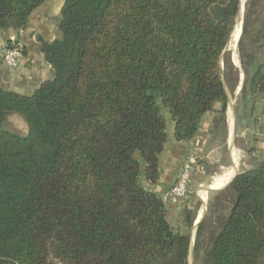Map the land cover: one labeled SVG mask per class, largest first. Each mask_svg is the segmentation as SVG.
I'll return each mask as SVG.
<instances>
[{
	"label": "trees",
	"instance_id": "trees-1",
	"mask_svg": "<svg viewBox=\"0 0 264 264\" xmlns=\"http://www.w3.org/2000/svg\"><path fill=\"white\" fill-rule=\"evenodd\" d=\"M47 1L0 0V29H25ZM239 6L64 1L59 37H38L53 80L30 96L0 88V264H189L196 214L181 210L176 231L164 201L140 184V159L156 183L168 139L160 102L179 142L218 103L225 123V84L240 74L225 52ZM238 54L236 109L249 117L264 95V0L246 2ZM212 195L196 230L198 264H264V160Z\"/></svg>",
	"mask_w": 264,
	"mask_h": 264
},
{
	"label": "crops",
	"instance_id": "crops-1",
	"mask_svg": "<svg viewBox=\"0 0 264 264\" xmlns=\"http://www.w3.org/2000/svg\"><path fill=\"white\" fill-rule=\"evenodd\" d=\"M64 1L49 0L44 3L32 13L26 28L21 31L0 29L1 89L30 96L44 82L53 80L54 71L45 59L38 37L46 42H53L59 37L57 19ZM12 37L23 49V57L13 66L4 60ZM243 83L244 76L241 74L236 87L229 89L227 86L225 123L220 121L222 104L218 103L214 110L203 116L196 137L189 142L176 140L171 114L161 108L168 139L159 157V179L156 183L146 180L145 163L140 159V184L164 200L170 225L178 222L179 213L186 208L195 212L197 225L204 216L206 220L209 199L214 198L212 194L226 189L241 167L249 169L264 160V95L257 97L252 114L243 117L242 112L238 113L236 109ZM188 165L193 166L188 193L184 197L166 199ZM230 170H233L232 176L226 184L217 185L216 180Z\"/></svg>",
	"mask_w": 264,
	"mask_h": 264
},
{
	"label": "built area",
	"instance_id": "built-area-1",
	"mask_svg": "<svg viewBox=\"0 0 264 264\" xmlns=\"http://www.w3.org/2000/svg\"><path fill=\"white\" fill-rule=\"evenodd\" d=\"M22 57H23V49L17 43L16 38L12 37L10 40L9 47L5 51L4 60L8 65L13 66ZM192 170H193V166L191 165H188L184 168L176 185L170 190V193L168 194L166 199L184 197L188 193L189 179Z\"/></svg>",
	"mask_w": 264,
	"mask_h": 264
},
{
	"label": "rangeland",
	"instance_id": "rangeland-1",
	"mask_svg": "<svg viewBox=\"0 0 264 264\" xmlns=\"http://www.w3.org/2000/svg\"><path fill=\"white\" fill-rule=\"evenodd\" d=\"M237 51H238V46H237ZM230 52V54H231V61H232V58H233V61H234V63H235V65L237 66H235L234 64V66H235V68L239 71V79H238V81H237V83H236V86L238 85V83H239V81H240V75L242 74L243 75V72H242V68H241V65H240V60L237 62V59L236 58H234V55H233V51L231 50V51H229ZM238 57H239V54H238ZM233 63V62H232ZM235 86V87H236ZM160 106H161V108H162V110L165 112L167 109L163 106V104L160 102ZM10 122L12 123V128H13V130L15 131V132H17L19 135H21V136H25L26 135V133H27V129H26V126H25V124H24V122H23V120L21 119V118H19V117H17V116H11L10 117ZM230 179V178H229ZM228 179V180H229ZM227 180V181H228ZM217 181V185L218 184H220L221 183V185L222 186H224L225 184H226V182L227 181H225V182H223V181H221V180H219V179H217L216 180ZM230 193V192H229ZM208 223H209V221H208ZM182 223H181V221H180V213H179V217H178V222L177 223H175V224H173V228L177 231L178 229L180 230V231H183V229L181 228L182 227ZM197 230V229H196ZM195 232V227L193 226V228H192V230L189 232L190 233V236L193 234ZM194 248V247H193ZM188 262H189V264H198V262L195 260V258H194V256H193V249H192V251L190 252V254H189V260H188Z\"/></svg>",
	"mask_w": 264,
	"mask_h": 264
},
{
	"label": "water",
	"instance_id": "water-1",
	"mask_svg": "<svg viewBox=\"0 0 264 264\" xmlns=\"http://www.w3.org/2000/svg\"><path fill=\"white\" fill-rule=\"evenodd\" d=\"M239 1H240L239 13H238V15H237V17H236L235 25H234L233 30H232V32H231V37H230V40H229V43H228V45H227V48H226L225 52H227V51H231V49H230V45H231V43H232V41H233V33H234V30H235L236 26H238L239 23L241 24V33H240L239 41H240L241 36H242V28H243V23H244L245 5H246V2H247L248 0H244V7H243V10H242V0H239ZM239 41H238V43H237V46H238V44H239ZM232 62H233V64H234L233 59H232ZM234 65H235V64H234ZM235 66H236V65H235ZM236 67H237V66H236ZM243 76H244V75H243ZM224 83H225V82H224ZM225 87H226V90H227V85H226V84H225ZM235 177H236V176H235ZM235 177H234V179H235ZM234 179L232 180V182L234 181ZM194 227H195V232H194V234L191 236V250H190V251H192V249H193V247H194L195 235H196V229L198 228V225L195 223Z\"/></svg>",
	"mask_w": 264,
	"mask_h": 264
},
{
	"label": "bare ground",
	"instance_id": "bare-ground-1",
	"mask_svg": "<svg viewBox=\"0 0 264 264\" xmlns=\"http://www.w3.org/2000/svg\"><path fill=\"white\" fill-rule=\"evenodd\" d=\"M243 7H244V0H242V10H243ZM240 33H241V24L239 23L238 26H236V28L234 30L233 41H232V43L230 45V49L233 51L234 58L237 59V62L239 61L238 51H237V43H238L239 38H240ZM231 171H233V170H230V171L226 172L225 175L223 177H221L219 180H221L223 182L227 181L230 178V176H231Z\"/></svg>",
	"mask_w": 264,
	"mask_h": 264
}]
</instances>
